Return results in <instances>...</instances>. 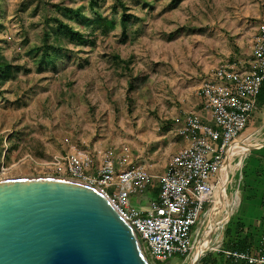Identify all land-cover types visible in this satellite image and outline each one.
Returning <instances> with one entry per match:
<instances>
[{
  "label": "rangeland",
  "instance_id": "obj_1",
  "mask_svg": "<svg viewBox=\"0 0 264 264\" xmlns=\"http://www.w3.org/2000/svg\"><path fill=\"white\" fill-rule=\"evenodd\" d=\"M119 2L129 14L125 26ZM64 8L89 18L100 14L114 20V28L105 35L96 31L89 37L93 44L63 41L67 52L39 68L40 52L28 51L52 33L51 19L86 31ZM261 21L264 0H0V53L20 66L0 85V180L89 182L84 177L97 174L104 155L118 168L157 163L180 142L167 136L158 143L175 119L188 115L194 83L249 49L246 39L254 38L251 28ZM125 60L131 61L127 69ZM73 162L82 178L69 170ZM225 227L213 233V246ZM192 254L157 263L144 253L148 264H188Z\"/></svg>",
  "mask_w": 264,
  "mask_h": 264
},
{
  "label": "built area",
  "instance_id": "obj_2",
  "mask_svg": "<svg viewBox=\"0 0 264 264\" xmlns=\"http://www.w3.org/2000/svg\"><path fill=\"white\" fill-rule=\"evenodd\" d=\"M253 53V64L246 73L238 72L239 63L234 62L221 64L205 75L200 100L212 115L215 128L195 115L189 116L181 132L188 144L169 157L162 174H152L140 165L118 168L104 155L97 174L84 177L89 181L84 183L101 191L137 231L143 252L154 262L169 261L174 255L187 256L197 245L199 228L193 234L190 229L200 219H207V205L216 204V175L223 158L258 107L257 97L264 82V31ZM69 168L75 176L83 177L74 162ZM155 184L159 189L157 199L143 205L131 203L132 197L146 195ZM227 255L249 264L264 263V257L255 259L236 252Z\"/></svg>",
  "mask_w": 264,
  "mask_h": 264
},
{
  "label": "water",
  "instance_id": "obj_3",
  "mask_svg": "<svg viewBox=\"0 0 264 264\" xmlns=\"http://www.w3.org/2000/svg\"><path fill=\"white\" fill-rule=\"evenodd\" d=\"M0 264L148 262L137 231L101 191L77 180L35 177L0 180Z\"/></svg>",
  "mask_w": 264,
  "mask_h": 264
},
{
  "label": "crops",
  "instance_id": "obj_4",
  "mask_svg": "<svg viewBox=\"0 0 264 264\" xmlns=\"http://www.w3.org/2000/svg\"><path fill=\"white\" fill-rule=\"evenodd\" d=\"M251 29L252 32L249 34H251V37L254 34V38L250 39L249 35L246 39V41H249V49L239 51V54L235 53V56H238L236 60L233 57V60L229 59L225 63H239L237 70L240 73H246L253 64V46L259 42L264 31V21L256 23ZM237 46L240 48V45ZM234 49L236 50L237 48ZM219 65L217 64L212 69L204 72L202 77L194 83L193 103L187 111L188 115H186V118L173 119L172 128L167 132L161 133L158 141L159 147L162 146L167 136L176 139H179V136L182 140L180 139L179 144L174 142L170 149L165 152V155L158 159L157 163L153 165L145 163L143 165L150 173L155 175L162 174L167 167L169 157L188 144L187 137L180 136L178 131L181 129L180 132H182L183 123L189 116L195 115L202 123L215 128L212 115L201 104L200 88L205 75L214 71ZM257 100V110L250 116L244 131L236 139V141L249 144L254 148L238 157L233 166L232 179L228 184L231 185V192L225 194L228 203L227 209L224 211L226 222L221 224L226 225V227L215 246L212 245V236L207 248L199 255L197 264H249L245 259L227 255L228 252L244 254L255 259L264 257V137H261V133L264 131V84ZM178 124L179 126L176 127ZM155 195H157V192L152 188L146 195L132 197L131 203L143 205L148 200L155 199ZM211 210H207L208 216ZM252 264L264 263L255 262Z\"/></svg>",
  "mask_w": 264,
  "mask_h": 264
},
{
  "label": "trees",
  "instance_id": "obj_5",
  "mask_svg": "<svg viewBox=\"0 0 264 264\" xmlns=\"http://www.w3.org/2000/svg\"><path fill=\"white\" fill-rule=\"evenodd\" d=\"M93 4L94 2L90 1V5L92 6ZM118 5L121 8L122 12L120 22L122 26H125L129 18V14H127V8L123 3L119 2ZM64 10L66 13L72 14L74 19L79 21L80 25H82L84 30L86 31L84 33L79 29L76 30L68 23L63 22L59 19H51L54 22V29L52 33L45 32L43 34L44 41L42 45L40 47L30 48L28 51V53L33 56L40 52V55H36L37 57H40L36 63L39 68H41V66L44 64L54 65L55 58L57 57V55L60 53L67 52V49L63 47V41L67 40L69 42L74 43V45L76 46L81 45L83 43L93 44V41L89 37L94 35L96 31H99L100 34L105 35L108 33V31L114 28V20L109 19L100 14H96L95 16L89 18L81 14L78 9L72 10L71 8H64ZM130 62V60L123 61V65L124 67H126V69L128 68ZM19 69L20 66L13 65L10 61L6 60L5 57L0 53V85L5 83L7 80L13 78ZM263 84L264 82L262 83V87ZM127 101H129V98L127 99ZM154 189L157 192V195H155V199H157L159 192L157 184L154 185ZM185 257L186 255L182 256L181 260H183Z\"/></svg>",
  "mask_w": 264,
  "mask_h": 264
},
{
  "label": "bare ground",
  "instance_id": "obj_6",
  "mask_svg": "<svg viewBox=\"0 0 264 264\" xmlns=\"http://www.w3.org/2000/svg\"><path fill=\"white\" fill-rule=\"evenodd\" d=\"M261 137H264V131L261 133ZM251 147L249 144H243L242 142H234L228 149L226 155L223 158L222 167L219 174V188L216 192V205L220 208L212 209L207 219L204 221L203 226L199 232L197 245L194 248L193 254L189 259L188 264H192L194 259L198 257L208 246L209 237L220 227L221 224L226 222V218L222 216V212L227 209V199L225 196L224 186L229 177L230 167L236 163V159L243 155L248 148Z\"/></svg>",
  "mask_w": 264,
  "mask_h": 264
}]
</instances>
